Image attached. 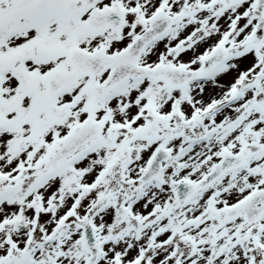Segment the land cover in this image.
<instances>
[{"label":"snow or ice","instance_id":"snow-or-ice-1","mask_svg":"<svg viewBox=\"0 0 264 264\" xmlns=\"http://www.w3.org/2000/svg\"><path fill=\"white\" fill-rule=\"evenodd\" d=\"M0 264H264V0H0Z\"/></svg>","mask_w":264,"mask_h":264}]
</instances>
